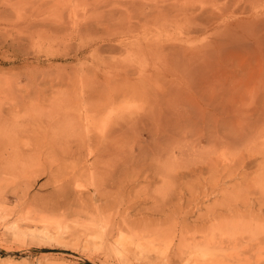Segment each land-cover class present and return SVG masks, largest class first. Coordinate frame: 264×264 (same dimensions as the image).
Listing matches in <instances>:
<instances>
[{
	"label": "rangeland",
	"instance_id": "obj_1",
	"mask_svg": "<svg viewBox=\"0 0 264 264\" xmlns=\"http://www.w3.org/2000/svg\"><path fill=\"white\" fill-rule=\"evenodd\" d=\"M110 111L122 117L129 135L121 147L129 151L134 129L154 127L160 112L250 114L251 130L264 131V0H0V264H202V255L220 253L226 259L210 264H264V155L256 152L264 138L250 148L221 138L214 153L210 142L192 147L190 137L185 151L194 162L207 153L211 169L194 176L169 166L167 180L160 170V178L139 174L107 200L92 196L104 184L87 186L88 173L68 158L77 214L49 209L52 187L47 177L28 178V161L42 164L64 146L53 138L76 115ZM101 125L71 126L64 141L96 143ZM165 144L161 150L174 148ZM173 148V158L169 149L161 154L162 165L186 159ZM56 223L68 231L56 238L42 232L54 235Z\"/></svg>",
	"mask_w": 264,
	"mask_h": 264
},
{
	"label": "bare ground",
	"instance_id": "obj_2",
	"mask_svg": "<svg viewBox=\"0 0 264 264\" xmlns=\"http://www.w3.org/2000/svg\"><path fill=\"white\" fill-rule=\"evenodd\" d=\"M184 103H186V102H184ZM178 104H179V101H178ZM246 113H248V112H246ZM117 114H118V112H116V114H114L113 111H110V112H108V113H106V114H104L102 116H100V115H96V116H90L89 115L88 116L86 114L84 116V115H79L78 114V115H76V118H77L76 119V122L75 123H72V125H71L72 128L74 127V128L77 129L79 127L78 125L80 123H82V124L85 123V125L88 126V124L89 125H94V124H97V123L100 122V124H102L101 126H102V130H103L104 134H103L102 137H100L98 135L100 137L99 138V141H97L95 143V141L93 142L92 139H90V138H88L87 142H85V140H83V139L82 140H78L77 141V144H75L76 147L73 148L72 146H70V145L67 144V141L66 142L64 141L65 138H66V136H67V138L69 137L68 135L71 134V130H72L71 129V126L69 128V126L67 125L68 128H69V130H63L62 129L60 131H57L60 134L61 138H56V137L53 138L57 142H59V144H60V142L62 143V141H63L64 142V146L59 145L60 148H58V149H56L54 147L55 148L54 149V153H52L53 150H52V152H47V153H49L48 154V156H49L48 157V160H46L45 162L42 161L43 163L40 164L38 160H33V159H32V162L33 163H31V161L29 162L27 159L30 156L25 159V160L28 161V165H30V166L33 167L31 169V172L30 173H27L30 170V168L28 169V171H27V169L24 171V172L27 171L26 172L27 174L25 173L26 175L29 174L28 175V178H30L32 176V174L36 178H39L41 176L48 178L47 179L48 182L46 183V186L47 185H50L52 187V191L54 193L53 199H55L52 202V204L49 203V206H48V203H47V206H48L49 209H51L53 211L54 210L55 211H62L63 215H65V216H67L68 214H71L72 215V213H75L77 211V209H76L77 199L75 201L74 199H72L68 195V194L72 193V190H74V189L70 190L71 192L69 191L68 187L70 185V180H67L69 176H66L65 173H64L65 172L64 170H67L65 161H66V159L69 160L68 158L74 159L73 162L76 161L75 164L73 163V165H72L73 167H74V165H80V168L79 169H81V171H83L85 173H88V177L86 175L87 179L89 178L88 179L89 182H86V183H88L87 186L88 185L89 186H94V185H99L100 186L101 184H104L103 186H105V187L104 188L101 187V188H103L102 192L101 191H97L96 192L95 190H93V192H92L93 195L92 196H94L95 198L101 197V198H105L106 199L108 197V195L113 192V190H114L113 188L118 189L119 190L118 195H121L122 191L126 188V186H129L130 187V184L129 183L131 181H133V180H130V179H132V177L133 178L135 177L136 180H137V178L139 177L138 176L139 174L144 175V177H145L144 179H147L149 177V175H150L149 173H151V172H158V170H160L159 172H161V174H163V176H162L163 178L170 179V178H168L169 176H167L168 175V172H172V171H168L167 172V168L169 166H172L173 169L174 168H177V167L179 168V170L182 169L179 173L184 172L183 170H185V168H186V170H188L187 171L188 174L189 175H194V176H196L197 174L202 173V171L204 170V168L211 169L212 167L210 165H207L205 167V164L206 163L204 161V157L206 156L207 153L197 154V159L194 162L191 159V158H193L194 155H192L191 152L189 153V152L185 151V147L186 146L183 145L182 142L184 140L190 138V137H195L194 143L191 144L192 147L200 146L202 143H208V142H210L211 143L210 149L214 153H215L216 147L220 144L221 138H222V140L226 141L228 145H230V144H234V145H243V144H246V145H249V148L252 146V143L251 142H254L258 138H264V131L258 133L256 129L251 130V127H250V125H251L250 124L251 123L250 122L251 121L250 120V117L251 116H250V114L249 115H246V118H240L238 116L229 117V116L223 115V114H220V115L219 114H214V115H212V114L210 115L209 114L208 115V114H203L202 112H199L198 114H189V113L184 112V113H181V114H177L176 117L175 116L170 117L171 114H168V115H170V116H168V115H164L163 113L160 112V114H157L156 113L157 114L156 116H154V114H153L154 117L152 118V121L155 124L154 127H152V128H149L148 127L146 129L143 126V129L142 130L140 129L141 130L140 132L138 131L140 127L138 128V130H137V128L134 127L135 128L134 129V135L136 137V141L134 140L135 141V145H132V148H131L130 151L128 149L130 147H126L125 146L126 149H128V151H129L128 152V155L130 156V158H128V159L125 160V152L126 151L124 152L123 150H126V149H123L124 147H121V141L123 140V137L125 135H129V134H128L127 131H126L127 132V134H126V132H125L123 126H122V117L120 116L121 118L120 117L117 118ZM143 116H145V114ZM147 116H150V115H147ZM138 117H139V114H138ZM141 118H142V116H141ZM148 118H146V116H145V119H148ZM59 119H60V117H59ZM172 119L174 120V122H176V124H173L172 123L171 126L177 125V127L175 126V128H169L170 126H169L168 123H170ZM148 120H150V118ZM138 121H139V118L136 119V122H138ZM145 121H147V120H145ZM142 122H143V120H142ZM149 123H151V122H149ZM161 123H164L165 125L164 126H161ZM140 124H141V121H140ZM235 124H237V128L233 127L231 129H228L230 126H233ZM132 125L133 124H131V127H132ZM136 125H137V123H136ZM167 125L169 127H167ZM145 126H146V124H145ZM83 127H85V126H83ZM2 132H3V130H2ZM130 132H131V130H130ZM222 133H223V135H222ZM142 134L147 135L149 137V141L148 142H146L145 140L142 139L143 136H144V135L142 136ZM10 135H13V134H10ZM14 135H15V133H14ZM124 138H126V136ZM102 140L108 141V144L107 145H105L107 142H104V145H105L104 147L102 145L103 143L101 144ZM150 141H151V143H150ZM92 142L95 143V144L93 145ZM111 142H115L117 144V147H114L113 146V145H115V143H114L112 145L113 146V148H112L110 146V143ZM131 142L132 141H130V143ZM167 142H169V145H167V144H165V145H167V146H171V145L173 146L174 145V148L177 149V151L181 154V156H186V159L183 158L182 161L179 162V163H177L176 165H175L176 162L174 164H172L167 159L165 161V163L162 165L161 162L163 163V161H160L162 159L161 158L162 157L161 154L162 153H166V150L167 149L170 150V156L172 154V148L173 147L172 148H169V147L166 146L167 148H165L164 150L163 149L161 150V148H163L162 147L163 143H167ZM53 143H55V142H53ZM127 143L129 145V142H127ZM43 145H45V144H43ZM56 145H57L56 147H58V143ZM95 145H97L96 146V149H95ZM53 146H54V144H53ZM44 147H46V146H44ZM136 147L138 149L137 150L138 152H137V154H134L135 153L134 152L135 151L134 149H136ZM186 149L188 150V148H186ZM39 152H41V150ZM185 152H187L188 154H185ZM256 152L259 153V155H264V144H261L259 146V148L256 149ZM6 154H8V153H6ZM13 157H14V155H13ZM164 157L166 158L167 156L165 155ZM9 158H10V155H9ZM178 158H179V156H178ZM181 158H180V160H181ZM21 159H24V157L21 158ZM45 159H47V158H45ZM180 160H178V161H180ZM250 160H251V156H247L246 158H244V157L241 158V161H242V163L244 165L246 163H249ZM174 161H177V160H174ZM239 161H240V159H239ZM23 162H24V164L26 163V161H23ZM11 163H13V162H11ZM29 163H31V164H29ZM28 165H27V168H28ZM196 165H197V167H196ZM214 165H215V167L213 169H215L217 167L216 161H214ZM128 169H131V172L128 173L127 172ZM21 172H20V174L23 175V170H21ZM17 173H16V175L19 176L20 178H24L25 177V174H24V177H23L22 175L20 176V174H17ZM161 174L159 175V178H160ZM16 175H15V177L13 179H16L17 178ZM78 175H80V174H78ZM185 175H186V173H185ZM129 176H131V177H129ZM156 176H157V174H156ZM79 178H81V177L79 176ZM25 179H26V177H25ZM87 179H86V181H88ZM151 179H152V177H151ZM155 179H157V178H155ZM165 179H163V180H165ZM73 180L77 184L80 181L78 179V177H77V179L74 178ZM188 180H189V178H188ZM22 181H24V179H22V180L20 179V183ZM159 181H161V180H159ZM34 182H36V180ZM162 183H164V182H162ZM165 183H167V182H165ZM17 184H19V182ZM134 184H135V182H134ZM17 186H20V185H17ZM74 187H75V185H74ZM78 187H82V185L81 186L78 185ZM86 189H88V187ZM126 190H127V188H126ZM78 191H76V193L82 194L80 191L79 192ZM68 192H70V193H68ZM166 197H167V195H166ZM168 197H170V196H168ZM101 198H100V200H103ZM105 199H104V201H106L108 198L106 200ZM112 199H114V198L112 197ZM48 202H49V200H48ZM119 202H120V199H117L116 205H119ZM113 204H114V202H113ZM97 207L98 206H96V208ZM99 208L96 209V212L95 213H98L97 211L99 210ZM183 213H182V215H183ZM75 214H77V213H75ZM97 216H98V214H97ZM99 216H101V214ZM183 216L185 217V215H183ZM182 219L183 218H181V220ZM212 221H214V220L212 219ZM62 227H63L62 225L59 226L58 223H56L55 224V228H54V230H55L54 231V235L52 233H49L47 231V229H45V228L42 230V232L43 233L46 232L47 235H49L50 237L53 238L55 236H58L61 232H67L68 229H69L66 225L63 228ZM220 229H221V227H220ZM217 231H218V228H217ZM122 235H121V237H122ZM60 237H62V236H60ZM192 249H194V248L191 247L189 250H192ZM220 254H222V255L221 256H218L219 254H217L218 259H217L216 254H211L209 256L202 255V257H203L202 264H204V263L210 264L212 259H216L215 261H224L226 259V255L223 254V253H220ZM246 254H248V253L245 252V255ZM205 257H207L208 259H205ZM189 259L191 260V257H189ZM236 260H238V259H236ZM253 260L254 259H252L251 261H253ZM191 261H193V260H191ZM230 262H232V261H230ZM256 262L253 261V263L252 262L251 263L252 264H256ZM223 263H225V262H223ZM236 263H239V262H236ZM196 264H198V263H196ZM199 264H201V263H199ZM232 264H235V262L232 263Z\"/></svg>",
	"mask_w": 264,
	"mask_h": 264
}]
</instances>
